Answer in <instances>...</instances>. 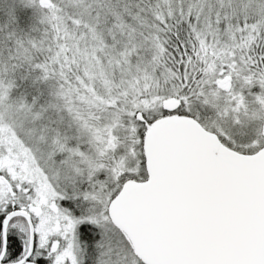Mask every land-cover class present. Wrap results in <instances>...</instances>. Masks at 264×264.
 I'll list each match as a JSON object with an SVG mask.
<instances>
[{
  "label": "snow or ice",
  "instance_id": "1",
  "mask_svg": "<svg viewBox=\"0 0 264 264\" xmlns=\"http://www.w3.org/2000/svg\"><path fill=\"white\" fill-rule=\"evenodd\" d=\"M0 264H264V0H0Z\"/></svg>",
  "mask_w": 264,
  "mask_h": 264
}]
</instances>
